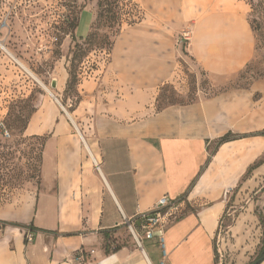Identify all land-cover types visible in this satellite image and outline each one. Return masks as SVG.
<instances>
[{
    "label": "crops",
    "instance_id": "1",
    "mask_svg": "<svg viewBox=\"0 0 264 264\" xmlns=\"http://www.w3.org/2000/svg\"><path fill=\"white\" fill-rule=\"evenodd\" d=\"M169 3L122 29L107 61L79 78L72 118L42 97L20 135L44 139L39 182L10 190L9 168L0 166L8 193L0 223L21 226L0 232V264H72L80 250L94 252L88 264H215L213 239L225 213L234 217L231 230L248 221L261 238L255 212L264 198V77L235 85L255 57L249 9L244 0ZM187 30L190 40L179 43ZM180 61L203 73L208 92L159 106L165 87L185 94ZM66 67L57 61L51 72L58 97ZM227 134L233 137L215 149ZM164 196L165 222L182 212L165 223L163 246L142 237L140 245L103 253L104 235L116 239L129 224L141 231V216ZM25 230L34 233L29 244Z\"/></svg>",
    "mask_w": 264,
    "mask_h": 264
},
{
    "label": "rangeland",
    "instance_id": "2",
    "mask_svg": "<svg viewBox=\"0 0 264 264\" xmlns=\"http://www.w3.org/2000/svg\"><path fill=\"white\" fill-rule=\"evenodd\" d=\"M98 0H0V44L11 55L23 64L37 79L36 82L24 69L11 59L0 48V107L6 112L8 129L12 135L7 141H0V166L7 164L9 168L8 184L10 190L25 182H39V151L41 141L29 143L21 138V133L31 115L36 111L42 97L52 100L61 110L64 117L72 118V110L76 102L75 88L62 96H56L50 87L51 72L57 61L64 62L67 71L70 69L71 52L74 43L85 39L90 26L97 14ZM122 7L120 21L107 27L100 25L98 33L107 38L92 47L80 46L86 56L75 62L77 80L81 72V64L86 58L90 62H98L99 54L111 50L113 41L125 27L139 23L152 17L155 7L161 5L168 10L169 0H129ZM173 2V1H172ZM249 9L248 21L255 34V57L249 66L239 74L235 85L246 86L253 80L264 77V0H244ZM94 13V16H93ZM76 26V27H75ZM179 43H185L182 38ZM180 68L185 77V94L170 87L163 88L159 106L169 103H188L195 100L199 90L207 94L208 82L203 73L195 72L189 65L180 61ZM202 75V78H199ZM180 89V88H179ZM213 93V91H211ZM215 92V91H214ZM53 97H52V96ZM57 100V102H55ZM2 159L4 162H1ZM7 161V162H6ZM5 180L0 173V183ZM257 197H254L256 200ZM256 208V214L264 218V198ZM238 206L237 213L240 210ZM182 211L175 210L173 217L167 222L180 216ZM235 214V217L237 216ZM234 217L223 216L213 239L215 248V264H248V254L260 245L259 233L252 223L245 221L231 230ZM260 231L262 228L260 227ZM108 250L128 245H136L129 230L123 229L120 237L105 241ZM147 252L150 253L148 241H143ZM137 246V245H136ZM256 249V251H257Z\"/></svg>",
    "mask_w": 264,
    "mask_h": 264
},
{
    "label": "trees",
    "instance_id": "3",
    "mask_svg": "<svg viewBox=\"0 0 264 264\" xmlns=\"http://www.w3.org/2000/svg\"><path fill=\"white\" fill-rule=\"evenodd\" d=\"M127 3H130V1L129 0H98L97 4H96V6H97V14L95 16L94 21L92 22V24L90 26V30H89L88 35L86 36V38L85 39H80L81 44L82 45H88V46L92 47L95 44H100V43L104 42V39H106L107 36L106 35L100 36L99 33H98V30L100 28L101 23H102V25L104 24V25H107V27H110V26H112L113 23H115L117 21H120L121 16H122V14H121L122 7L126 6ZM119 33H117V35ZM82 45H80L79 43H74L73 50L71 52L70 69L67 71L68 72V80H67L66 88L64 90V93H67V91H69V90L73 91L74 88H75V91H74L75 92V96L74 97L76 98L75 99L76 102L74 104V107H75V105L77 104V102L79 100V97H78V94H77V91H76V86H77L78 80H77V75H76V72H75L76 69H75V65L74 64H75L76 61H79L82 57L86 56L85 51H82V49L80 47ZM160 98H161V95H160L159 99ZM169 104H174V103H169ZM74 107L70 111H73ZM5 123H6L7 127H8V124H7V121H6V117H5ZM25 126H24V128H25ZM24 128H23V130H24ZM23 130H22V132H23ZM262 134L264 135V132ZM232 137H233L232 135L227 134V135L221 137L220 139H218L215 142V149L217 147H219L220 145L228 142ZM43 140L44 139L41 140L42 143H43ZM260 163H262V161H258L253 166H251L249 168V170L247 171L246 176H248L250 174V172L252 171V169L254 167L258 166ZM173 215L174 214L170 215L168 217V220L171 217H173ZM257 218H258V221H259V225L262 228V236H261V240H260V245H259L257 251L255 252L254 261L259 259V258H261L264 261V218H262L259 215H257ZM2 224L4 226L5 225H9V226L21 227L20 225H16V224H12V223H2ZM104 240L108 241V236L107 235H104ZM118 250H120V248L117 247V248H115L112 251V253H116V252H118ZM103 253H105V254L110 253V251L108 250V245L107 244L103 248ZM250 263L251 262H249L248 264H250Z\"/></svg>",
    "mask_w": 264,
    "mask_h": 264
},
{
    "label": "built area",
    "instance_id": "4",
    "mask_svg": "<svg viewBox=\"0 0 264 264\" xmlns=\"http://www.w3.org/2000/svg\"><path fill=\"white\" fill-rule=\"evenodd\" d=\"M181 38L184 42H188L190 40V31L187 30L183 32ZM99 56L100 59L98 62H90L89 58L85 59V61L81 64V72L79 74V77L88 76L95 69L97 63H105L109 57V52L104 51L100 53ZM11 137L12 135L5 123V118L0 117V139L2 141H7L11 139ZM7 194L8 193L6 188H0V204L6 199ZM169 206L170 199L167 196H164L158 201L156 209L153 213H148L141 216L139 222V227L141 231H136L134 224L128 225V230L133 236V239L135 240L137 245H140V241L143 237L147 240L156 239L158 240L159 244L163 246V229L165 223H167V220L166 222L163 220L161 210ZM3 228L4 225L0 223V232L3 230ZM33 238L34 233L32 231H24V239L26 243H31L33 241ZM93 255V251L84 252L80 250L76 253L74 259L72 260V264H88Z\"/></svg>",
    "mask_w": 264,
    "mask_h": 264
},
{
    "label": "bare ground",
    "instance_id": "5",
    "mask_svg": "<svg viewBox=\"0 0 264 264\" xmlns=\"http://www.w3.org/2000/svg\"><path fill=\"white\" fill-rule=\"evenodd\" d=\"M0 48L11 58V59H13L22 69H24V71H26L36 82H38L40 85H42L41 84V82H39L38 81V79L28 70V69H26V67L23 65V64H21L19 61H17L12 55H11V53L2 45V44H0Z\"/></svg>",
    "mask_w": 264,
    "mask_h": 264
},
{
    "label": "water",
    "instance_id": "6",
    "mask_svg": "<svg viewBox=\"0 0 264 264\" xmlns=\"http://www.w3.org/2000/svg\"><path fill=\"white\" fill-rule=\"evenodd\" d=\"M50 87H51L52 89H55V87H56V81H55V80H52V81H51V83H50ZM51 96H52V95H51ZM52 97H53V96H52ZM262 261H263V260H262L261 258H259V259L253 261V262L250 263V264H260Z\"/></svg>",
    "mask_w": 264,
    "mask_h": 264
}]
</instances>
